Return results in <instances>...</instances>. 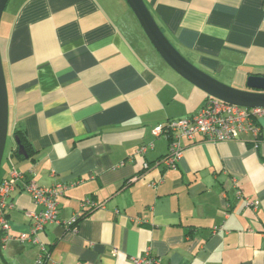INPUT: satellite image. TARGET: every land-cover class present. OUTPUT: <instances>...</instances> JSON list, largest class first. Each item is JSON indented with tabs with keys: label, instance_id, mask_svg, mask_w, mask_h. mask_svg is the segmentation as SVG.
<instances>
[{
	"label": "crops",
	"instance_id": "1",
	"mask_svg": "<svg viewBox=\"0 0 264 264\" xmlns=\"http://www.w3.org/2000/svg\"><path fill=\"white\" fill-rule=\"evenodd\" d=\"M145 2L203 71L239 89L264 75V0ZM126 4H7L0 50L9 126L0 181L16 169L34 171L41 186L73 185L58 196L62 222L40 233L44 259L31 240L11 238L0 264H136L147 254L150 264H264V117L258 135L182 137L177 166L159 165L170 138L154 127L192 116L208 94L161 57ZM17 131L34 154H19ZM8 201L9 233L30 235V212L41 207L23 182Z\"/></svg>",
	"mask_w": 264,
	"mask_h": 264
},
{
	"label": "built area",
	"instance_id": "2",
	"mask_svg": "<svg viewBox=\"0 0 264 264\" xmlns=\"http://www.w3.org/2000/svg\"><path fill=\"white\" fill-rule=\"evenodd\" d=\"M264 117V108H248L221 101L209 97L195 114L190 117L169 120L157 125L153 129L154 135H167L170 138L169 153L158 161L159 165L165 167H176L183 158V147L180 139L187 137L194 139L197 134H201L208 141H231L236 140L242 132L252 131L255 134L260 133V125L257 123ZM145 146H141L137 153H144ZM148 167V163L144 164ZM34 171L27 174L13 169L9 176L0 181V230L4 234L1 236L3 246L11 238L20 241L31 240L41 249V260L44 259L47 249L44 242L41 241L40 233L50 223H61L59 216L58 196L63 194L67 186L64 183H57L50 187L39 185L33 178ZM234 182L237 181L233 178ZM23 182L24 189L31 195L35 205L40 206V210L30 212L31 232L30 235L20 234L16 237L9 233L10 225L8 221V211L13 204L8 201L12 191L15 190L17 183ZM78 183V182H76ZM74 183V184H76ZM85 206L90 203L86 201ZM248 204L255 205L257 202L250 201ZM80 215H76L72 221L65 222L72 225ZM136 264L144 262L150 264L154 257L147 254L145 257L134 258Z\"/></svg>",
	"mask_w": 264,
	"mask_h": 264
},
{
	"label": "water",
	"instance_id": "3",
	"mask_svg": "<svg viewBox=\"0 0 264 264\" xmlns=\"http://www.w3.org/2000/svg\"><path fill=\"white\" fill-rule=\"evenodd\" d=\"M147 37L161 57L180 75L204 90L208 96L248 108H264V75H251L247 89L230 86L203 71L187 59L159 26L145 0H126ZM9 0H0V25ZM9 99L0 50V168L8 140ZM19 154L28 156L25 146L15 136Z\"/></svg>",
	"mask_w": 264,
	"mask_h": 264
},
{
	"label": "trees",
	"instance_id": "4",
	"mask_svg": "<svg viewBox=\"0 0 264 264\" xmlns=\"http://www.w3.org/2000/svg\"><path fill=\"white\" fill-rule=\"evenodd\" d=\"M210 96H208V98H209ZM207 98V99H208ZM16 135L19 137V139H20V141H21V143L25 146V148H26V150H27V152L29 153V154H34V153H32V150H30V144H29V142H28V140H27V138H26V136L24 135V133H22L21 131H17V133H16ZM86 213V212H85ZM84 215H86V214H81L80 216H79V218L77 219V221H76V223H78V221L82 218V217H84ZM2 234V232H1V230H0V235ZM1 249H2V243H1V236H0V251H1ZM46 259V258H45Z\"/></svg>",
	"mask_w": 264,
	"mask_h": 264
},
{
	"label": "rangeland",
	"instance_id": "5",
	"mask_svg": "<svg viewBox=\"0 0 264 264\" xmlns=\"http://www.w3.org/2000/svg\"><path fill=\"white\" fill-rule=\"evenodd\" d=\"M120 1H122L124 4H126L127 2H126V0H120ZM127 5H128V3L126 4V6L125 7H127ZM128 7L130 8V6L128 5ZM131 9V8H130ZM131 11H132V9H131ZM132 15H135L134 13H133V11H132ZM134 17H136V16H134ZM138 21V20H137ZM138 23H139V21H138ZM140 24V23H139ZM141 29H143V28H141ZM143 32H144V30H142ZM145 33V32H144ZM146 35V34H145ZM148 38V37H147ZM149 39V38H148Z\"/></svg>",
	"mask_w": 264,
	"mask_h": 264
},
{
	"label": "bare ground",
	"instance_id": "6",
	"mask_svg": "<svg viewBox=\"0 0 264 264\" xmlns=\"http://www.w3.org/2000/svg\"><path fill=\"white\" fill-rule=\"evenodd\" d=\"M2 247H4V246L2 245Z\"/></svg>",
	"mask_w": 264,
	"mask_h": 264
}]
</instances>
